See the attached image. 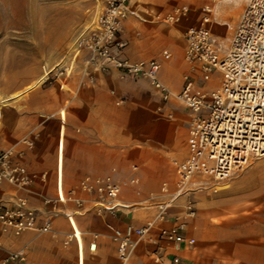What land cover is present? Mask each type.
Returning a JSON list of instances; mask_svg holds the SVG:
<instances>
[{
    "label": "crops",
    "instance_id": "1",
    "mask_svg": "<svg viewBox=\"0 0 264 264\" xmlns=\"http://www.w3.org/2000/svg\"><path fill=\"white\" fill-rule=\"evenodd\" d=\"M229 2L239 11L244 0L219 3ZM131 8L138 15L132 2ZM136 15L128 18L120 35L127 43L123 57L130 62L159 60L161 49L167 47L174 55L170 61L178 66L179 87L173 90L166 83L172 64L161 66L159 78L170 91L179 92L188 71L183 34L189 24L165 32L139 22ZM41 83L42 78L28 93ZM175 106L179 104L162 102L143 79L73 71L41 85L19 105L3 109L0 149L14 148L30 172L45 173L47 178L36 180L27 190L2 183L0 204L25 197L32 207L45 210L44 198L63 197L81 178L112 175L121 184L122 208L114 216H98L91 211L76 213L72 203L58 202L62 214L52 221L51 232L26 231L17 237L0 233V258L22 251L25 260L11 264H119L113 231L128 224L145 226L156 215V204L168 198L161 194L162 184L167 183L169 193L174 190V163L179 162L174 159L185 158L188 141V120L175 113ZM255 164H264V157ZM251 167L234 175L217 193L192 194L195 214L185 219L184 232L195 240L192 247L163 240L152 244L147 239L157 238L154 229L137 245L128 264H172L173 257L179 264H264V188L251 184L255 176ZM185 200H177L160 227L169 228L173 218L182 215ZM68 234H74L73 239L64 245Z\"/></svg>",
    "mask_w": 264,
    "mask_h": 264
},
{
    "label": "built area",
    "instance_id": "2",
    "mask_svg": "<svg viewBox=\"0 0 264 264\" xmlns=\"http://www.w3.org/2000/svg\"><path fill=\"white\" fill-rule=\"evenodd\" d=\"M93 1L89 21L72 45L76 54L83 51L86 55L84 72H116L120 79L143 78L162 102L178 103L188 115L187 153L183 160L174 163V190L169 193L167 183L162 184L161 194L168 198L156 204V215L145 226L128 224L123 229H115L111 235L117 245L119 264H128L137 245L154 229L157 238L147 239L152 244L163 240L177 247H192L195 240L184 235L185 219L195 214L192 194L200 190L217 193L252 160L264 157V0H246L226 46L213 37L209 28L215 20L216 5L222 0H208L209 4L201 7L199 21L185 31L183 60L189 74L184 76L183 86L177 93L160 80L162 65L158 60L130 62L123 57L127 43L120 35L128 18L136 15L131 8L132 0ZM189 12L190 7L183 5L166 14H156L152 20L177 24L188 18ZM136 16L141 22H148L147 18ZM170 56L163 55L165 59ZM41 71L40 86L63 78L68 68L43 66ZM193 74L204 80L218 74L219 84L212 91L204 90ZM167 116L173 117L172 113ZM1 117L0 109V122ZM25 143L32 146L30 142ZM21 156L14 148L0 149V185L8 183L18 190H27L36 180L46 181L47 175L30 172ZM121 189L112 175L85 176L63 197L44 198L45 210L32 207L25 197H16L10 203L0 204V233L17 237L26 231L51 232L52 221L62 214L57 208L58 202L72 203L76 213L91 211L98 216H114L122 208ZM181 197L186 199L182 215H176L169 228L160 227V223L167 221L168 210ZM73 236L66 235L64 245ZM24 260L22 251L9 252L0 258V264ZM179 262L178 257L172 258V264Z\"/></svg>",
    "mask_w": 264,
    "mask_h": 264
},
{
    "label": "rangeland",
    "instance_id": "3",
    "mask_svg": "<svg viewBox=\"0 0 264 264\" xmlns=\"http://www.w3.org/2000/svg\"><path fill=\"white\" fill-rule=\"evenodd\" d=\"M94 4L93 0H0L1 113L6 107L19 105L30 93L40 87L39 85L28 93L41 79L43 66L64 65L68 68L67 73L85 71L86 55L83 51L76 54L72 45L78 32L88 23ZM132 4L138 7V16L147 18L149 25H157L166 32L180 29L183 23L189 26L196 24L202 16L201 7L209 4V1L133 0ZM183 5H188L190 12L188 18L177 24H163L152 20L156 14H166ZM245 5L246 0L239 11L231 2L219 3L216 7L220 12L216 10L215 20L211 22L209 28L213 37L222 43V46H226L232 37ZM135 18L141 22L137 16ZM183 42L185 47V41ZM165 53L171 56L165 59L163 57ZM159 56L158 61L161 65L172 64L170 60L174 55L167 47L161 49ZM172 66L173 69L167 74L166 83L174 90L179 87L176 73L178 66L173 64ZM95 72L97 71L91 73ZM185 74H189L188 71ZM138 79L143 78L134 80ZM195 79L198 86L207 91H212L219 84L218 74H211L207 80L196 75ZM19 90L21 91L18 92ZM26 93L28 94L24 96ZM22 96L24 98L17 101ZM126 100L128 101L127 98ZM173 110L177 114L181 113L188 120V115L182 106H175ZM162 125L164 126V123ZM183 157L174 160L181 161ZM256 160H252L245 170ZM250 172L255 175L251 184L264 188V164L253 165Z\"/></svg>",
    "mask_w": 264,
    "mask_h": 264
}]
</instances>
